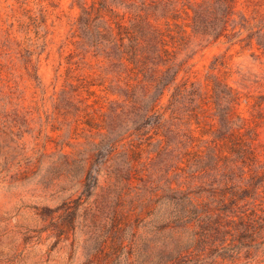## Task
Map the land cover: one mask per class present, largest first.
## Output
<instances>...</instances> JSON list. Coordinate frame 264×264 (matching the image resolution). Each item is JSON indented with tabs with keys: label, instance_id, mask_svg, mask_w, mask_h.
<instances>
[{
	"label": "rangeland",
	"instance_id": "rangeland-1",
	"mask_svg": "<svg viewBox=\"0 0 264 264\" xmlns=\"http://www.w3.org/2000/svg\"><path fill=\"white\" fill-rule=\"evenodd\" d=\"M236 10L235 21L244 15L249 27L264 20V0H239ZM79 14L74 0H0V264H158L153 224L161 220V210L115 220L113 205H136L137 197L155 200L169 184L204 200L225 187L212 182L213 175L183 171L170 164L169 155H157L152 148L157 138L147 145L145 136L118 129L123 119L118 115L130 105L124 82L82 37ZM187 33L177 52V60L184 61L177 82L204 90L206 76L216 73L236 88L237 110L250 119L264 166V117L251 114L264 116V55L224 38L210 41ZM171 91L161 98L166 118ZM259 96L261 104L252 107ZM174 114L185 117L173 119V126L187 128L184 111ZM88 169L98 170L90 194L83 188ZM247 201L264 216V182L236 206ZM257 235L264 239V229ZM231 242L225 235L218 252ZM184 259L191 261L182 264H264V243L242 247L237 258L207 249Z\"/></svg>",
	"mask_w": 264,
	"mask_h": 264
},
{
	"label": "trees",
	"instance_id": "trees-1",
	"mask_svg": "<svg viewBox=\"0 0 264 264\" xmlns=\"http://www.w3.org/2000/svg\"><path fill=\"white\" fill-rule=\"evenodd\" d=\"M238 1L92 0L87 5L86 0H74L80 8L78 23L82 37L94 45V54H103L110 60L124 82V94L130 105L127 112L118 115L123 118L118 129H123L122 133L130 130L129 136H145L147 145L157 138L152 144L153 151L159 156L169 155L171 165L193 174L213 175L212 182L225 186L218 197L212 191L204 200L200 194L194 197L191 190L169 184L161 188L155 200L137 197L136 205H113L111 213L115 220L131 214L140 216L144 210L151 216L161 210V220L153 224L158 232V264L189 262L184 259L187 254L199 256L207 249L223 257L237 258L242 247L250 249L264 243L263 236L257 235L264 229V216L257 215L249 201L236 206L237 201L252 197L255 188L264 182V166L257 159L250 119L237 110L240 92L216 73L206 76L204 90L193 82H177L184 63L177 60V52L187 29L210 41L224 38L232 45L255 48L264 55V20L256 28L247 26L244 15L236 22ZM244 28L247 32L241 35ZM170 87L171 109L166 118L161 98ZM261 100L259 96L252 107L259 106ZM175 110L184 111L183 122L189 128L173 126V119L185 117L176 116ZM251 114L264 117L261 111ZM192 119L199 135H194L195 129L190 127ZM204 120L208 121L200 126ZM257 124L258 121L254 122ZM208 133L210 139L200 138ZM118 139L112 138L111 143ZM97 173L98 170L91 169L86 172L83 188L87 194L97 186ZM234 205L239 211L237 219L230 218L236 212ZM148 223H153L152 219ZM227 234L232 242L227 247L221 246L218 252ZM235 239L238 243L233 242Z\"/></svg>",
	"mask_w": 264,
	"mask_h": 264
}]
</instances>
